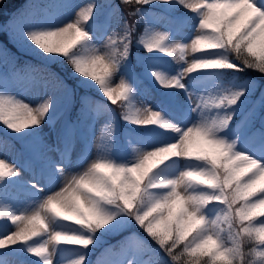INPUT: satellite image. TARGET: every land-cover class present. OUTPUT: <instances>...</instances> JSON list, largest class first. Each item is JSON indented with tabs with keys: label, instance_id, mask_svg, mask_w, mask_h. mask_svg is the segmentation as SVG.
Segmentation results:
<instances>
[{
	"label": "snow or ice",
	"instance_id": "obj_1",
	"mask_svg": "<svg viewBox=\"0 0 264 264\" xmlns=\"http://www.w3.org/2000/svg\"><path fill=\"white\" fill-rule=\"evenodd\" d=\"M47 9L0 23V264H264V0Z\"/></svg>",
	"mask_w": 264,
	"mask_h": 264
},
{
	"label": "rangeland",
	"instance_id": "obj_2",
	"mask_svg": "<svg viewBox=\"0 0 264 264\" xmlns=\"http://www.w3.org/2000/svg\"><path fill=\"white\" fill-rule=\"evenodd\" d=\"M103 1L104 0H96V3L102 4ZM46 2H49V5H50V4L55 3L56 0H49V1H46ZM74 2L77 5H83V4L87 3L88 0H74ZM31 9L32 8L30 7L27 11L32 12ZM33 9H34V11H33L34 13H38V14H41V15L44 13V10H48L47 8L46 9L42 8L41 4L38 3V2H33ZM189 15H191V14L189 13ZM112 25H113V30H115V29H117L119 27L118 24L114 23V20L112 22ZM111 34H112V30H110L107 35H111ZM106 41H107V36L104 37V42H106ZM98 43H99V41H98ZM133 51H136V49L134 48ZM2 69H4V67H3L2 64H0V73L6 71L5 69L4 70H2ZM13 92H15L18 95H21L22 98H24L26 101H32V100H35V98H36L35 93H31V92L25 93V92H23L21 90H18V89H13ZM112 108L119 112L120 111L119 101H118L117 105H112ZM102 126H103V121L97 123L96 129H95V132H94V136L95 137H99L100 136V130H101ZM120 126H121V128H123L124 127V123H120ZM45 131H47V126H45ZM96 142L97 141L94 140L93 141V145H92V149L95 148V150L92 153L93 156H95L96 152H97V149H96V146H95ZM124 143H125V141L122 138V136L119 137L118 144L122 145ZM92 149H91V151H92ZM14 152H16V155H13ZM26 158H27L26 155H22L18 151L13 150L11 148H5L3 145H0V159H4L8 163L15 165L22 172V178L24 180H29L30 179V174L28 172H25L24 168H23ZM37 169H38V167H37ZM41 184H43L44 186H47L42 181H41ZM20 193H21V191H20L18 186H10L9 189H8V192H7V196H8L9 202L11 204H13V206L17 207L18 209H21L20 205H19L20 204V201H19ZM31 259H35V258H31Z\"/></svg>",
	"mask_w": 264,
	"mask_h": 264
},
{
	"label": "trees",
	"instance_id": "obj_3",
	"mask_svg": "<svg viewBox=\"0 0 264 264\" xmlns=\"http://www.w3.org/2000/svg\"><path fill=\"white\" fill-rule=\"evenodd\" d=\"M28 2L29 0H4V4L2 7H0V13H2V15H0V22H3L10 14L14 13L17 9H20L21 12L26 11L27 6H28ZM109 2L111 3H117L118 0H109ZM142 25L139 26V29H141ZM4 41V44L13 52H15V56L18 57L17 60V66L18 67H22L26 61H41L37 56H33L31 54H25L24 52H22L21 50H19L18 48H15L14 44L12 42L10 43H6V37H4L2 35L1 37ZM23 53V55L21 56L20 54ZM94 97L98 98V99H105L102 96H96L94 94ZM136 227H133L132 229L134 230ZM142 235H144V233L142 232V230H140L139 228L137 229ZM129 231L132 230H126L124 232H122L121 234L117 235V236H113L112 237V241L113 244H116L119 240H122L124 238V236H126L127 234H129ZM151 243V242H150ZM153 247H155V245H153ZM97 253L99 252V249L96 251ZM95 254H93V259L95 258ZM161 255H163V253H161ZM150 259H154L153 257H149Z\"/></svg>",
	"mask_w": 264,
	"mask_h": 264
}]
</instances>
